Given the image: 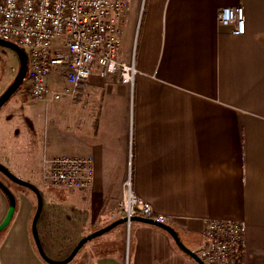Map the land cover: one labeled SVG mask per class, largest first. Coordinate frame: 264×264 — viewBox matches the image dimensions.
I'll return each mask as SVG.
<instances>
[{"label":"crops","instance_id":"obj_1","mask_svg":"<svg viewBox=\"0 0 264 264\" xmlns=\"http://www.w3.org/2000/svg\"><path fill=\"white\" fill-rule=\"evenodd\" d=\"M235 6L245 21L238 36L217 23L221 8ZM126 20L132 89L94 64L85 96L55 103L46 136L38 139L39 120L0 116V164L43 198L44 252L62 260L121 218L129 176L134 195L189 250L198 251L205 220L235 221L246 227L241 263L264 264V0H128ZM39 143L42 156L32 152ZM58 156L91 157V187L57 188L68 196L53 200L43 160ZM10 183L16 205L0 233V264H47L30 233L35 195ZM7 207L0 191V222ZM68 264L196 263L162 229L130 222L88 241Z\"/></svg>","mask_w":264,"mask_h":264},{"label":"built area","instance_id":"obj_2","mask_svg":"<svg viewBox=\"0 0 264 264\" xmlns=\"http://www.w3.org/2000/svg\"><path fill=\"white\" fill-rule=\"evenodd\" d=\"M127 8L128 0H0V39L27 54L21 85L26 96L44 104L81 100L94 64L103 76L118 75L120 83L132 89L137 74L134 52L127 59L122 48ZM217 23L235 36L242 35V7L221 8ZM53 74L55 82L50 80ZM43 164L48 186L76 191L93 184L91 157L58 156L44 159ZM118 209L128 225L134 216L166 222L134 195L129 176L121 185ZM245 231L240 222L205 220L196 254L204 264H242Z\"/></svg>","mask_w":264,"mask_h":264},{"label":"water","instance_id":"obj_3","mask_svg":"<svg viewBox=\"0 0 264 264\" xmlns=\"http://www.w3.org/2000/svg\"><path fill=\"white\" fill-rule=\"evenodd\" d=\"M0 46L11 50L15 54L17 61H18V70H17V73L13 81L0 95V108H1L11 98V96L18 91V89L23 83V80L27 72V54L22 48H20L16 44L1 40V39H0ZM0 174H2L10 182L20 187H23L25 189H28L35 195L36 208H35L33 217L31 219L30 233H31V237H32L34 246L36 248L37 254L47 264H68L70 263L74 259V257L77 255L78 251L88 241H91L109 232L110 230L116 228L119 225L127 223V218H124V217L119 218L113 221L112 223L106 225L105 227L98 229L96 231H93L90 234L83 237L82 239H80L66 258L62 260H52L44 252V249L42 247V244H41V241L38 235V230H37V224H38L39 218L43 210V198H42L39 188L26 181H23L17 178L2 164H0ZM0 191L5 195L8 201V207H7L6 214L4 218L2 219V221L0 222V233H1L9 225L13 217L16 201H15V197L12 194V192L8 189V187L1 180H0ZM129 222H138V223H142V224H146V225H150V226H154L159 229H162L163 231H165L171 236V238L173 239L175 245L178 247L179 250H181L188 257H190L196 264H204L195 252L189 250L187 247H185V245H183V243L179 239L178 233L169 225L165 223L155 222L151 219H146V218H142L138 216L131 217L129 219Z\"/></svg>","mask_w":264,"mask_h":264},{"label":"rangeland","instance_id":"obj_4","mask_svg":"<svg viewBox=\"0 0 264 264\" xmlns=\"http://www.w3.org/2000/svg\"><path fill=\"white\" fill-rule=\"evenodd\" d=\"M133 45H134V40H133ZM17 70H18V61L15 54L11 50L0 46V95L13 81L17 73ZM55 77L56 74H53L51 76V81L55 82ZM52 84L54 83L52 82ZM19 94L25 96L26 98L20 100L21 98ZM17 101H19L20 103H17ZM33 101L34 100H31L26 96V93L23 92V88L21 86L18 89V91L15 94H13L11 98L0 108V116L12 115L13 119H19V120L22 119V117H27V119H31L32 121H34L35 125H37L36 120H39L41 130L37 131L36 134L38 136V139H40L41 137H43L44 133L46 136L47 130L44 131V128L48 126H52L53 109L55 103L58 102L43 104V103H39L38 101L37 102L36 101L33 102ZM32 152H35L38 156L40 155L42 156V144L41 143L37 144ZM2 182L5 185H7V187L8 186L15 187L6 179H4V181ZM44 182L45 184H47L45 180ZM52 188L53 189L50 188V190L53 191L52 194L53 200H55L56 198H58L59 200L64 199L66 198V196H68L65 191L61 189H57L55 187Z\"/></svg>","mask_w":264,"mask_h":264},{"label":"trees","instance_id":"obj_5","mask_svg":"<svg viewBox=\"0 0 264 264\" xmlns=\"http://www.w3.org/2000/svg\"><path fill=\"white\" fill-rule=\"evenodd\" d=\"M2 175V174H1ZM4 177V176H3ZM6 179V178H5Z\"/></svg>","mask_w":264,"mask_h":264}]
</instances>
